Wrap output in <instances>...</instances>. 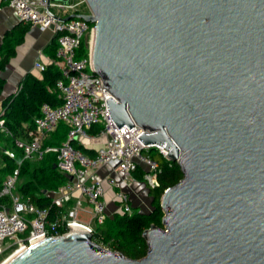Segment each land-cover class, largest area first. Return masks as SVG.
Segmentation results:
<instances>
[{
    "label": "water",
    "instance_id": "water-1",
    "mask_svg": "<svg viewBox=\"0 0 264 264\" xmlns=\"http://www.w3.org/2000/svg\"><path fill=\"white\" fill-rule=\"evenodd\" d=\"M85 1L68 19L93 24L112 120L138 125L183 178L140 260L72 231L6 264H264V0Z\"/></svg>",
    "mask_w": 264,
    "mask_h": 264
},
{
    "label": "built area",
    "instance_id": "built-area-1",
    "mask_svg": "<svg viewBox=\"0 0 264 264\" xmlns=\"http://www.w3.org/2000/svg\"><path fill=\"white\" fill-rule=\"evenodd\" d=\"M4 6L12 8L25 24L42 30L54 27L51 30L58 43L56 56L46 64L36 61L34 69L41 74L50 63L58 67L62 77L56 88L62 104L56 107L43 104L41 116L35 120V129L27 131L24 138L15 140V147L22 152V157L0 190V258L17 255L40 239L63 236L72 231L90 233L96 242L94 225H103L110 217L105 184L116 189V213L132 215L131 199L122 184L133 181L135 172L142 168L143 180L149 189H155L159 163L147 154L151 148L138 138L143 133L138 125L134 124L130 129L126 125L118 128L112 120L107 106L112 95L93 72L90 40L88 54L78 57L84 38L90 36L91 39L93 24L80 18H68L89 14L86 1L0 0V10ZM19 90L20 87L15 94ZM60 123L68 127L67 139L57 147H45V141L56 132ZM96 125L101 129L92 136L89 131ZM0 133L12 135L6 127L2 108ZM97 137L105 138V142L94 156L74 146V142L85 146V141ZM3 150L8 157L18 158L16 151ZM49 152L57 154V169L67 179L61 187L46 193L52 202L48 208L37 206L30 197H24L18 184L24 160H42ZM161 153L166 158V152ZM113 160L120 161L115 169L119 170L121 181L113 173L103 177L99 172ZM83 201L89 209L84 207ZM51 207L57 209L54 218L50 217Z\"/></svg>",
    "mask_w": 264,
    "mask_h": 264
},
{
    "label": "trees",
    "instance_id": "trees-1",
    "mask_svg": "<svg viewBox=\"0 0 264 264\" xmlns=\"http://www.w3.org/2000/svg\"><path fill=\"white\" fill-rule=\"evenodd\" d=\"M30 28L31 25L20 22L0 37V71L6 69L12 58L15 57L18 46L24 43ZM89 40L90 36L84 38L78 49L79 58L88 54ZM57 46V38L54 37L46 48L51 59L55 58ZM61 77L62 74L58 67L54 63H50L40 76L27 74L20 84L19 92L2 102L1 108L5 110L6 127L12 135L0 133V143L16 151L18 155L17 159H12L4 152H0V174L5 178L17 168L22 157V152L15 147V140L24 138L27 131L35 129V120L41 116L43 104L48 103L53 107L62 104L60 92L56 88ZM4 87L5 81L0 78V97ZM100 129L101 127L96 125L89 132L96 134ZM67 133L68 127L64 123H60L56 132L45 141V147L61 145L67 139ZM74 146L88 155L94 156L95 154V150L78 144V142H74ZM153 150L155 149H150L147 152L152 156ZM157 150L161 158L158 161L160 173L157 187L150 189L153 198L152 210L149 213L132 215L116 213L106 220L101 229H96L95 226L94 237L98 244L110 250L119 251L134 260H140L147 255L148 246L143 238V233L152 225L162 227L164 213L161 208V198L164 192L183 178V172L178 163L169 161L159 149ZM56 164L57 154L53 152L46 153L42 160H24L18 184L19 192L24 197H30L37 206L49 208L52 202L46 193L58 189L67 179L55 168ZM136 173L137 178L143 179L144 169L140 168ZM4 180L0 179V190ZM56 210L51 207V218H54Z\"/></svg>",
    "mask_w": 264,
    "mask_h": 264
},
{
    "label": "crops",
    "instance_id": "crops-1",
    "mask_svg": "<svg viewBox=\"0 0 264 264\" xmlns=\"http://www.w3.org/2000/svg\"><path fill=\"white\" fill-rule=\"evenodd\" d=\"M19 23L20 21L15 11L8 6H4L0 10V37H2L7 31L16 27ZM53 39L54 35L51 29L42 30L37 26H31L24 43L18 46L15 57L12 58L6 69L0 71V78L5 81V87L0 97V109L2 102L17 92V89H19L21 82L27 74L30 73L40 76V74H37V70L34 69V64L36 61L46 64L49 59H51L46 48ZM91 135L95 136L93 133ZM104 142L105 138L97 137L86 142L85 146L89 149L95 150L96 154V150L100 148ZM1 144L2 143H0V145ZM0 149H2V146H0ZM2 150H0V152H3ZM99 172L103 177L113 173L117 180L121 181L122 179L119 170L109 165L102 167ZM137 177V173L134 174V180L123 183L122 187L129 194L133 209H137L139 213H149L152 210L153 204L151 191L146 182ZM115 192L116 189L114 187L107 183L105 184V201L107 203V210L110 217H113L116 214L118 208ZM83 205L85 208L89 209L86 202L83 201ZM83 218L89 219L88 216H84Z\"/></svg>",
    "mask_w": 264,
    "mask_h": 264
},
{
    "label": "rangeland",
    "instance_id": "rangeland-1",
    "mask_svg": "<svg viewBox=\"0 0 264 264\" xmlns=\"http://www.w3.org/2000/svg\"><path fill=\"white\" fill-rule=\"evenodd\" d=\"M38 72V71H37ZM37 74H40L39 72L37 73ZM85 142H88V141H85ZM0 146H2V149L4 148V149H9L6 145H4V144H1ZM2 149H0V150H2ZM2 151H4V150H2ZM147 154H149L148 152H147ZM159 151L157 150V149H155V150H153L152 151V158L154 159V160H156L157 162L158 161H160L161 160V158L159 157ZM0 179L1 180H4L5 179V177L4 176H2V174H0ZM137 213H139V211L137 210V209H133V214H137ZM94 226H96V229H101V226L102 225H94ZM103 228V227H102ZM9 257V255H4V256H2L0 259V264H2L7 258Z\"/></svg>",
    "mask_w": 264,
    "mask_h": 264
},
{
    "label": "bare ground",
    "instance_id": "bare-ground-1",
    "mask_svg": "<svg viewBox=\"0 0 264 264\" xmlns=\"http://www.w3.org/2000/svg\"><path fill=\"white\" fill-rule=\"evenodd\" d=\"M16 255H13L12 257L6 259L2 264L8 263L11 259H13Z\"/></svg>",
    "mask_w": 264,
    "mask_h": 264
}]
</instances>
